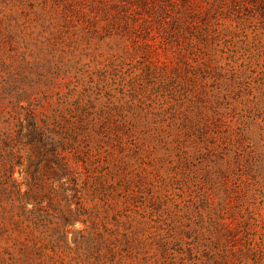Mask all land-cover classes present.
<instances>
[{"label":"rangeland","instance_id":"rangeland-1","mask_svg":"<svg viewBox=\"0 0 264 264\" xmlns=\"http://www.w3.org/2000/svg\"><path fill=\"white\" fill-rule=\"evenodd\" d=\"M33 114L70 172L0 147V264H212L264 227V0H0V141Z\"/></svg>","mask_w":264,"mask_h":264},{"label":"trees","instance_id":"trees-1","mask_svg":"<svg viewBox=\"0 0 264 264\" xmlns=\"http://www.w3.org/2000/svg\"><path fill=\"white\" fill-rule=\"evenodd\" d=\"M180 19L190 22L189 19L179 15L175 17V23ZM26 123V128L19 129L15 136L7 131L2 132L4 137L0 141L1 150L10 148V150L5 151L14 155L16 144L19 142L27 146L30 145L37 151L39 156H43L46 152H53L52 158L49 159L57 163L59 178L69 174V164L66 161L61 162L64 156L56 148L59 143L58 140L46 131V126H42L37 122L35 114L28 115ZM12 165L14 167V164ZM72 180L75 181L74 178ZM255 220L258 221L257 218ZM210 259L213 260L212 264H264V227L254 230L248 229L244 235L238 238H229L225 242L224 248L213 254Z\"/></svg>","mask_w":264,"mask_h":264}]
</instances>
